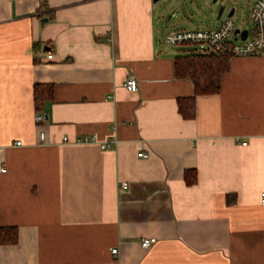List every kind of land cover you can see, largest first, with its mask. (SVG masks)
<instances>
[{"label": "crops", "instance_id": "0c3cea01", "mask_svg": "<svg viewBox=\"0 0 264 264\" xmlns=\"http://www.w3.org/2000/svg\"><path fill=\"white\" fill-rule=\"evenodd\" d=\"M157 3L0 0V227L17 229L0 264H264V56L195 95ZM36 85L53 89L37 112Z\"/></svg>", "mask_w": 264, "mask_h": 264}, {"label": "built area", "instance_id": "2783aa9c", "mask_svg": "<svg viewBox=\"0 0 264 264\" xmlns=\"http://www.w3.org/2000/svg\"><path fill=\"white\" fill-rule=\"evenodd\" d=\"M14 1V0H11ZM248 19L251 23V31L241 30L237 28L232 17L221 19L219 24L207 30L182 31L178 33H170L165 37V43L174 47L179 46H197L204 55L212 54L216 56H227L229 58H251V56H264V0H256L252 3ZM243 32L246 33L243 38ZM53 55L49 53L46 59H52ZM125 89L129 93L137 92V82L132 78L126 79L124 83ZM43 120V115L37 114L34 122L37 123ZM64 143L69 141L66 138L62 139ZM38 141L41 144L46 143L45 133L40 132ZM77 144H95L97 139L94 137H82L76 141ZM117 144L116 139H110L108 142L99 144L101 150H108L113 145ZM15 146L21 147L22 142L16 141ZM138 157H146L145 154L139 153ZM3 173L6 171L3 168L0 170ZM127 184L122 183L119 186L120 190H125ZM260 205L264 207V193L260 195ZM156 242L155 239H142L140 247L143 249L150 248ZM111 254H116V249L111 251Z\"/></svg>", "mask_w": 264, "mask_h": 264}, {"label": "rangeland", "instance_id": "374dc122", "mask_svg": "<svg viewBox=\"0 0 264 264\" xmlns=\"http://www.w3.org/2000/svg\"><path fill=\"white\" fill-rule=\"evenodd\" d=\"M256 0H161L157 4L162 7V18L157 25V39L167 50L175 52L177 55H189L193 51L199 53L201 50L197 46L174 47L165 43L167 34L175 33V29H198L207 30L217 26V13L221 6L224 11L221 19H224L228 11L234 8L232 19L237 28L251 31V23L248 19L252 3ZM220 19V20H221Z\"/></svg>", "mask_w": 264, "mask_h": 264}, {"label": "trees", "instance_id": "16d2710c", "mask_svg": "<svg viewBox=\"0 0 264 264\" xmlns=\"http://www.w3.org/2000/svg\"><path fill=\"white\" fill-rule=\"evenodd\" d=\"M229 57L212 54H189L174 59L175 76L190 80L195 95L209 96L218 93L220 76L229 68ZM52 86L36 85L33 90L34 108L37 112L45 101L51 100ZM179 114L184 119L195 116L194 98L178 101ZM17 229L0 227V245L17 243Z\"/></svg>", "mask_w": 264, "mask_h": 264}, {"label": "water", "instance_id": "95a60500", "mask_svg": "<svg viewBox=\"0 0 264 264\" xmlns=\"http://www.w3.org/2000/svg\"><path fill=\"white\" fill-rule=\"evenodd\" d=\"M159 1H161V0H152V2H153L154 4L157 3V2H159ZM215 2H216V0H212V3H215ZM223 11H224V7L221 6V8L218 10V13H217V19H218V20L221 18V15H222ZM233 14H234V8H232V9L229 10V12H228V14H227L226 17L230 18V17L233 16ZM243 33H244V34H243V38H244L245 35H246V33H245V32H243Z\"/></svg>", "mask_w": 264, "mask_h": 264}]
</instances>
